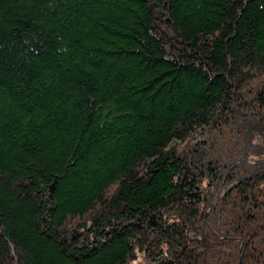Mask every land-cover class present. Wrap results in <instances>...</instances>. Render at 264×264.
<instances>
[{"label":"trees","instance_id":"trees-1","mask_svg":"<svg viewBox=\"0 0 264 264\" xmlns=\"http://www.w3.org/2000/svg\"><path fill=\"white\" fill-rule=\"evenodd\" d=\"M0 264H264V0H0Z\"/></svg>","mask_w":264,"mask_h":264},{"label":"rangeland","instance_id":"rangeland-1","mask_svg":"<svg viewBox=\"0 0 264 264\" xmlns=\"http://www.w3.org/2000/svg\"><path fill=\"white\" fill-rule=\"evenodd\" d=\"M189 144H181L178 146L179 151L183 154V157L185 159V165H186V176L193 177L199 175V170L195 168V165L192 164L191 158H188V150H189Z\"/></svg>","mask_w":264,"mask_h":264},{"label":"water","instance_id":"water-1","mask_svg":"<svg viewBox=\"0 0 264 264\" xmlns=\"http://www.w3.org/2000/svg\"><path fill=\"white\" fill-rule=\"evenodd\" d=\"M55 184H56V181H54V183L50 186V192H51V193H52L53 190H54V186H55Z\"/></svg>","mask_w":264,"mask_h":264}]
</instances>
